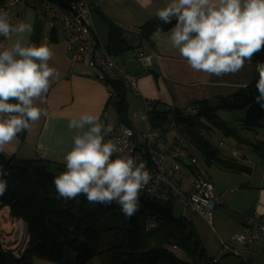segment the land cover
Wrapping results in <instances>:
<instances>
[{
  "label": "trees",
  "instance_id": "16d2710c",
  "mask_svg": "<svg viewBox=\"0 0 264 264\" xmlns=\"http://www.w3.org/2000/svg\"><path fill=\"white\" fill-rule=\"evenodd\" d=\"M175 23V18L168 24L159 18L148 20L142 25L140 35L149 39L157 29L170 30ZM130 47L123 32L112 24L108 51L115 56ZM251 62H264V51L256 53ZM258 78L259 74L256 80L240 86L230 95L192 103L189 107L193 108V113L186 115V110L180 108L158 109L159 103H156L151 114L153 124L162 127L173 118L177 132L203 151L208 164L231 172H249V166L222 155L206 141L202 130L209 127L202 119L232 132L217 114V108L247 109L243 127L250 131L264 128V108L255 99ZM113 86L116 97L112 104L119 113L120 122L130 124L128 91L122 81L113 82ZM254 147L264 157V141L255 143ZM0 165L9 173L4 177L8 190L0 196V209L8 206L13 217L23 219L30 237L22 257L4 250L0 244V264H33L35 258L60 264H86L96 257L101 264H220L213 262L215 257L208 254L194 224L184 217H175L170 206L147 201L136 215L127 218L115 203L91 204L83 196L71 200L58 198L53 183L57 175L40 159L11 163L2 153ZM249 246L264 251V245Z\"/></svg>",
  "mask_w": 264,
  "mask_h": 264
},
{
  "label": "clouds",
  "instance_id": "9594fccd",
  "mask_svg": "<svg viewBox=\"0 0 264 264\" xmlns=\"http://www.w3.org/2000/svg\"><path fill=\"white\" fill-rule=\"evenodd\" d=\"M138 3L146 7L150 0ZM157 16L165 24L175 18L168 39L195 71L235 74L264 51V0H169ZM32 32V23L14 25L9 13L0 11V36L11 40L0 45V154L31 128V122L47 114L34 101L47 94L51 79L58 75L49 65L51 47L47 42L33 43ZM256 68L255 99L264 108V62H257ZM68 127L75 135L64 156L66 168L53 179L57 197L83 196L101 205L115 202L125 217L136 215L141 192L151 179L147 166L131 155L114 157L119 148L105 139L112 125H105L97 114L74 116ZM7 175L0 165V196L8 190Z\"/></svg>",
  "mask_w": 264,
  "mask_h": 264
},
{
  "label": "crops",
  "instance_id": "0c3cea01",
  "mask_svg": "<svg viewBox=\"0 0 264 264\" xmlns=\"http://www.w3.org/2000/svg\"><path fill=\"white\" fill-rule=\"evenodd\" d=\"M88 1L92 4L94 12H98L110 26L113 24L118 27L130 42V48L121 54L113 55L138 81L140 94L128 91L126 95L130 105L127 109L128 115L131 106L134 110L139 108L136 112L145 110L146 100L159 103L158 109L167 106L174 107L173 110L185 109L199 100H214L219 95H230L250 81L251 66L247 63L235 74L220 76L193 70L179 50L171 45L168 39L171 29L155 32L149 39H143L140 35L142 25L148 20L159 18L158 9L164 7L169 0H150L146 7H141L138 0ZM39 10V2H36L35 6L20 4L9 10L0 8V11L9 13L14 25L22 21L32 23L30 40L35 44L46 42L45 25L38 17ZM135 38H140L142 48L152 57L150 67L144 66L139 60L137 47L133 45ZM9 43L11 40L0 36V45L6 46ZM47 43L53 51L49 65L57 70L58 75L51 79L47 94L34 101L47 114H42L38 120L31 122V128L23 132V136L19 134L4 154L11 163L24 159H40L50 165V172L58 175L65 170L64 156L73 147L75 130L68 127L72 117L83 112H92L107 124L116 126L121 122L117 109L110 104L108 86L96 79V71L85 62H76L69 56L63 33L57 30L52 40ZM129 92L133 95L131 101L128 99ZM130 124L139 129L132 120ZM261 158L256 167L264 164V157ZM221 170L224 174L221 182L218 181V186L211 172L206 170L214 180L217 194L224 200V204L216 209L214 222L217 220L218 224H221L223 218L228 217L231 227L229 233L224 234L227 240L221 239L222 233L217 234L221 244L205 245V249L210 256H221L223 259V256L230 254L229 256L242 258V264H264L262 249L232 241V237L240 229L244 214L255 211L264 213V169L261 181L256 185L252 183L254 170L251 168L249 172H240L249 173L242 181L233 178L227 180L233 177L229 173H239ZM247 199L249 206H246ZM234 210L239 213L235 215ZM196 229L198 231L197 227Z\"/></svg>",
  "mask_w": 264,
  "mask_h": 264
},
{
  "label": "built area",
  "instance_id": "2783aa9c",
  "mask_svg": "<svg viewBox=\"0 0 264 264\" xmlns=\"http://www.w3.org/2000/svg\"><path fill=\"white\" fill-rule=\"evenodd\" d=\"M36 2L40 4L38 17L45 25V41H51L55 32L60 30L65 37L69 56L76 62H85L96 71V79L106 83L110 92V104L116 97L113 82L122 81L127 91L140 94L137 78L117 62L94 30V9L88 0H0V8L9 10L20 4L35 6ZM133 45L137 47L141 63L150 67L152 57L142 48L140 38H135ZM156 103L146 100L145 110L136 115L137 119L145 123L144 130L120 123L112 125V132L105 139H112L117 144L119 152L114 157L131 155L137 162H143L147 166L151 179L142 190L140 201L170 206L178 200L183 203L184 208L189 207L209 223H214L216 209L224 200L216 193L214 181L194 154L189 140L179 132L172 137L167 128L154 126L151 114L156 109ZM166 109L174 107L167 106ZM186 112L193 113V108L188 107ZM172 123L175 124L174 121ZM5 207L9 213L6 214L5 208H1L0 219L5 215L19 220L11 215L8 206ZM24 224L25 240L24 237H18L7 241L0 226L2 248L13 252L17 257H20L29 242V233L25 222ZM232 240L247 246L264 245V214L259 211L244 214L240 230ZM213 262H220V257H215Z\"/></svg>",
  "mask_w": 264,
  "mask_h": 264
},
{
  "label": "rangeland",
  "instance_id": "374dc122",
  "mask_svg": "<svg viewBox=\"0 0 264 264\" xmlns=\"http://www.w3.org/2000/svg\"><path fill=\"white\" fill-rule=\"evenodd\" d=\"M245 63L250 64L251 66L250 67V71H251L250 81L246 82L248 84L257 79L258 71L256 68V64L254 62L247 61ZM128 96H129L128 99L131 101V98L133 97L132 93L129 92ZM129 108H130L129 109V119L132 120L134 124L139 128L138 130H144L145 124L141 120L136 118V115L140 112H143L144 110L140 112H136L138 111L139 108H137L136 110H134L132 106ZM183 110H187V108L185 109L183 108ZM184 114L186 115L187 112L185 111ZM217 114L223 120L226 121L229 128L232 129V132L226 131L224 129L217 127L215 124L211 123L207 119H202V121L209 127V128H204L202 130V134H204V138L206 139V141H208V143L213 148L217 149L222 155L228 156L235 160H239L241 163L249 166L252 170H254V177H253L252 183L256 185V183H259L261 181L264 164L258 165L256 167V164L262 158L260 154L257 152V150L255 149L254 144L264 141V128H259L258 131H250L243 127V119H245L246 117L247 109L230 110V109H225L223 107H219L217 108ZM169 115L172 116V113H170ZM172 119H170L167 122L166 126H162V127H166L170 131V135L173 137L176 134H178V132L176 130V125L172 123ZM191 147H192L194 154L198 158L199 162L204 166L206 170L211 172L212 176L214 177L216 181V185L218 186V181L221 182V179H223L222 177H223L224 171H222L215 164H208L206 161V156H204L203 151L200 148H198V146H194L193 144H191ZM229 174H232L230 176H233V177L227 178V180H230L231 178H233L236 181H242L244 176H249V173L247 172L239 173V174H235V173H229ZM146 203L147 202L144 200L140 201V208H144ZM223 204L224 203L220 205H223ZM249 204L250 202L247 199L246 206H249ZM170 207L175 217L177 218L184 217L186 221L192 222L195 225V227L198 228V232L201 236L200 238L202 242L204 241L203 243L204 246L205 245L206 246H209V245L217 246V244L218 245L221 244L220 239L218 241L219 236L217 235L220 233L223 234V236H221L222 237L221 239L227 240L224 234L229 233L230 227H231V222L228 217L223 218V220L221 221V224H218L217 220L214 223H209L204 218H202L201 216L197 215L194 211H192L191 208L189 207L184 208L183 203L179 202L178 200H176V202L174 203H171ZM4 208L6 210L5 213L6 214L9 213L8 209L6 207ZM237 213H239V211L234 210V214L237 215ZM19 220H21L22 222H25L23 219H19ZM28 246L26 248H28ZM25 252L20 253V257H22ZM180 256L183 259L186 258L184 254H180ZM50 262L54 264H60V263H56V262L43 259V258L41 259L35 258L33 264H47ZM86 264H101V260L98 257H96L95 259L89 261Z\"/></svg>",
  "mask_w": 264,
  "mask_h": 264
},
{
  "label": "water",
  "instance_id": "95a60500",
  "mask_svg": "<svg viewBox=\"0 0 264 264\" xmlns=\"http://www.w3.org/2000/svg\"><path fill=\"white\" fill-rule=\"evenodd\" d=\"M92 21L94 30L96 31L97 35L99 36L102 43L105 45L106 48L110 45V33H111V26L98 12H93L92 14ZM28 231V229H27ZM29 244V242H28ZM27 249V248H26ZM24 250V252L26 251ZM243 259L240 257L235 256H226L224 257L220 264H242Z\"/></svg>",
  "mask_w": 264,
  "mask_h": 264
},
{
  "label": "bare ground",
  "instance_id": "6f19581e",
  "mask_svg": "<svg viewBox=\"0 0 264 264\" xmlns=\"http://www.w3.org/2000/svg\"><path fill=\"white\" fill-rule=\"evenodd\" d=\"M0 226L3 229V233L7 238V241L14 240L19 237V239H23L25 230V224L21 220H14L10 217L2 215L0 219ZM25 240V237H24Z\"/></svg>",
  "mask_w": 264,
  "mask_h": 264
}]
</instances>
